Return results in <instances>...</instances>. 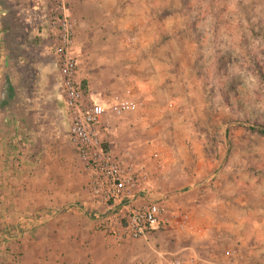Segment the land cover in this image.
<instances>
[{"label":"rangeland","instance_id":"rangeland-1","mask_svg":"<svg viewBox=\"0 0 264 264\" xmlns=\"http://www.w3.org/2000/svg\"><path fill=\"white\" fill-rule=\"evenodd\" d=\"M52 4L0 0V264H264V0H68L90 94L144 101L108 138L147 172L135 203L165 195L190 214L145 238L120 236L124 210L93 197L69 141Z\"/></svg>","mask_w":264,"mask_h":264},{"label":"built area","instance_id":"built-area-1","mask_svg":"<svg viewBox=\"0 0 264 264\" xmlns=\"http://www.w3.org/2000/svg\"><path fill=\"white\" fill-rule=\"evenodd\" d=\"M67 3L68 0H53L50 11L49 28L55 41L53 62L61 76L60 92L67 109L69 141L90 171L93 197L103 202L113 201L115 208L124 210L118 230L121 237L145 238L167 222H174L183 229L190 222V214L184 211L169 214L165 195L135 203L147 172L138 168L130 149L114 152L108 138L114 120L137 111L144 101L135 99L129 89L125 93H113L109 101L91 96L78 78V58L74 52L75 23L67 11ZM2 39L0 32V44ZM151 264L213 263L196 255L159 254Z\"/></svg>","mask_w":264,"mask_h":264},{"label":"crops","instance_id":"crops-1","mask_svg":"<svg viewBox=\"0 0 264 264\" xmlns=\"http://www.w3.org/2000/svg\"><path fill=\"white\" fill-rule=\"evenodd\" d=\"M55 49V48H54ZM17 57V56H16ZM17 62L14 64V67H11L10 68V75L12 76V78L15 80L17 86L23 84L24 80L26 79V76L29 72L28 68L26 67L27 65L25 64L26 62H24V60L21 59V57H17ZM52 64V63H51ZM2 70V66H0V71ZM7 72H5V76H7ZM45 75V74H44ZM57 78H58V82H57V86H58V89H60V79H61V76H60V73L59 71L57 70ZM28 79V77H27ZM6 80L5 79H1V75H0V88L1 86H3V84H5ZM91 84V83H90ZM88 88V87H87ZM89 90V89H88ZM60 90H58V94H61V92H59ZM90 91V90H89ZM95 94V93H93ZM100 93H96L95 95H97V97L95 96V98L97 99H105L104 97L100 96L99 95ZM56 96V95H55ZM59 96V95H58ZM92 96V95H91ZM111 96V95H110ZM59 98H62L63 97H59ZM64 100V99H63ZM32 110V109H30ZM67 110V109H66ZM34 110H32L31 112H33ZM60 113V109H55V108H52L51 110H49L47 113L50 114V113ZM19 118V116H18ZM56 119V118H55ZM19 120V119H18ZM18 122H22V119L19 120ZM32 122H35V119H32ZM58 121L57 119L55 120V123L54 124H57ZM68 125H69V121H68ZM68 130H69V126H68ZM69 136V135H68ZM76 152V151H75ZM77 154V153H76Z\"/></svg>","mask_w":264,"mask_h":264},{"label":"trees","instance_id":"trees-1","mask_svg":"<svg viewBox=\"0 0 264 264\" xmlns=\"http://www.w3.org/2000/svg\"><path fill=\"white\" fill-rule=\"evenodd\" d=\"M83 83H84V86L86 87L85 82H83ZM253 128H255V127H253ZM258 130L264 132V126L263 125H260V127L258 128ZM76 206H78L77 203H76ZM63 211H65V209ZM10 226H11V228H14L15 231H16V233H18V234L23 232V230L21 228H19V226H15V225H10Z\"/></svg>","mask_w":264,"mask_h":264}]
</instances>
